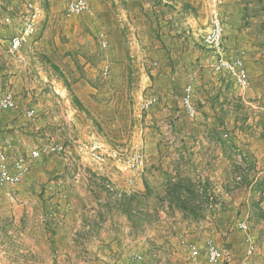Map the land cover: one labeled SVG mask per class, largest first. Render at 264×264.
Returning a JSON list of instances; mask_svg holds the SVG:
<instances>
[{
  "label": "rangeland",
  "instance_id": "rangeland-1",
  "mask_svg": "<svg viewBox=\"0 0 264 264\" xmlns=\"http://www.w3.org/2000/svg\"><path fill=\"white\" fill-rule=\"evenodd\" d=\"M35 1L43 9L35 40L44 47L32 82L52 89L47 77L53 75L66 92L56 95L60 103L69 99L78 108L65 131L41 136L43 143L66 145L67 154L32 159L20 184L0 185V264H228L207 262L210 244L243 264L246 238L254 244L247 264H264V0H241L240 11L220 14L221 53L244 58L245 89L213 71L216 54L202 44L210 0H198L191 11L151 0L160 6L155 15L142 11L149 0H87L89 9L80 14L66 13L69 0ZM12 6L21 16L22 1ZM175 27V36L191 38L181 39L185 48L158 47ZM103 30L104 49L97 38ZM124 40L134 42L138 53L129 59L130 78L118 95L120 141L112 114L95 118L92 108L114 95L106 91L113 75L107 53ZM171 49L190 59L186 65L178 59L171 67L173 79L167 74L158 83L153 70ZM103 64L110 66L108 80L101 75ZM191 65L189 75L185 66ZM80 79L100 93L86 91L88 101L81 99L79 106L74 83ZM186 84L192 87V118L180 102ZM152 95L158 102L139 111L141 99ZM10 111H4V119ZM94 137L127 153L143 151L142 167L120 171L113 162L94 164L78 147ZM57 182L64 184L65 199L80 200L78 222H60L59 199L49 195Z\"/></svg>",
  "mask_w": 264,
  "mask_h": 264
},
{
  "label": "crops",
  "instance_id": "crops-1",
  "mask_svg": "<svg viewBox=\"0 0 264 264\" xmlns=\"http://www.w3.org/2000/svg\"><path fill=\"white\" fill-rule=\"evenodd\" d=\"M162 2H167L168 4L174 2L177 4L174 5L176 10H179L180 5L187 6L189 11L198 6V0H162ZM15 3L16 0H14V3L10 0H0V98L4 93L9 91L14 95L17 102V108L9 112V119H4L3 116L5 110H0V143L6 145L10 158L27 156L30 150L38 148L41 144H43V138L41 136H50L52 130H55V133L61 130L65 131L66 127L70 125V121H73L75 118L71 115L76 111V108H78L77 105L75 108L71 107L69 99H65L66 101L62 100V104L60 103L59 98H57L56 95L58 94L59 97H61V95L66 94V92L62 88L61 83L59 84L57 81L55 82L53 75L47 77L50 82L54 84L52 89L44 88L43 83L36 86L33 84L32 79L35 77L34 67H38L37 63L40 62L38 54L39 48L44 47L43 42L35 40V37L33 41L25 44L15 53H11L7 50V39L20 27L21 24H19V22H22L23 15L25 13L22 2V8H18L20 9L21 16L19 15L16 17L15 14L17 13H15L12 6ZM155 3L157 4V1L153 2L149 0V3L146 5L148 8L144 7L145 10L142 11L147 15L157 14V11H159L157 9H159L160 6L158 4L155 6ZM205 3L207 4V0ZM240 4L241 0H219L217 5L219 12H221L220 14L223 15L228 13L229 10L235 12V10L239 9L240 11ZM158 22L160 23L159 19ZM176 28L177 27L172 29V36L163 37V43H161V40L157 41L158 47L161 48L168 45L166 49H168V47L171 48L177 46L185 48L182 47V44L186 43L181 39L185 40L187 38L190 40L191 38L187 35L175 36L177 31ZM111 32H113V37L111 39L113 40L116 33L115 30H111ZM135 47L137 46L134 42H125L124 40V42H119L118 45H113L109 49L107 56L110 60L109 63L111 65L113 75L110 86L107 87L108 89H106V91H111L114 95L106 96V100H104V103H107L106 105H101L100 108H92L95 118H102L106 113L112 114L111 117L113 121L111 127L115 129V134L119 132L117 133V136L120 138V141H124V125H115V123L118 122L117 119L121 120L119 115L122 113V107L121 105H117V101L118 95L124 92L125 84L127 82L126 80L130 75V72L127 70V67L130 66L129 59L138 53V51L135 50ZM142 47L149 48L150 45ZM189 47L192 48L191 44ZM133 52L135 54H133ZM178 59H182L183 62L181 63V61H179V63L184 64L188 59H190V57H185L183 59L182 55H176L173 53L172 49L170 53L164 54L160 57L157 61V67L153 70L154 80L161 83L162 79L168 77L173 79L170 74L171 67H176V61ZM131 62H133V60H131ZM192 68H194L193 65L189 68L185 66V70L188 71L187 73L189 75H191L190 70ZM192 72H194V69ZM167 74L168 77H166ZM86 85L87 83H84L81 79L74 83V97L79 102H81V99H84L85 102L88 101L86 100V97H84L86 91L92 93L93 96L100 93L96 87L89 86V90V88H86ZM166 87H168L169 91H171L172 88H170L169 82ZM72 101L73 100H71V102ZM56 102H58V105ZM89 102H91V100H89ZM104 103L102 102V104ZM63 104L65 107H63ZM59 107H62V109L60 112H57L56 108ZM28 108H34V110L36 109L35 111L37 114H35L33 118H28L25 115L24 112ZM64 112L66 114H64ZM50 186V189L52 190L49 191V195H53L59 199L57 201L59 202L58 207L60 209V214L57 216H59V219L61 220L60 222H78L80 210L77 207V204H80V200H76L74 198L65 199L64 197L67 192L64 190V184L62 182H57L56 184L54 183ZM77 188L78 186H76L73 191H77ZM72 195L74 196V193Z\"/></svg>",
  "mask_w": 264,
  "mask_h": 264
},
{
  "label": "built area",
  "instance_id": "built-area-1",
  "mask_svg": "<svg viewBox=\"0 0 264 264\" xmlns=\"http://www.w3.org/2000/svg\"><path fill=\"white\" fill-rule=\"evenodd\" d=\"M219 0H210V20L208 28L201 35L202 44L216 54L213 63V71L216 74L227 76L239 88L245 89L248 86L247 70L244 64V58L235 56L228 58L221 53V43L223 37V25L220 19V13L217 7ZM25 13L22 22L17 31L7 39V49L11 53L17 52L25 44L35 39L39 23L43 18V9L35 0H22ZM89 9L87 0H69L65 6L67 14H80ZM98 43L101 48H107L108 40L106 32L100 31L97 35ZM110 66L103 64L101 75L104 79H109ZM158 102L156 96H149L141 99L139 111L148 110L153 104ZM181 107L183 112L190 118L195 116L196 110L192 102V87L186 84L181 96ZM17 108V102L11 92L4 93L0 98V110H14ZM28 118L35 116L34 108L25 110ZM79 150L86 158L96 165H103L107 162H113L120 171H129L142 167L146 157L143 151L133 150L127 153V150L118 149L110 146L101 139L91 138L88 141L80 142ZM67 146L55 142H45L38 148L30 150L27 156L10 158L7 149L0 144V185L20 184L27 175L29 163L32 159L43 155L67 154ZM240 230H246L244 222H237ZM248 245L246 248L243 264H247V258L254 254V244L249 238H246ZM196 253L195 250L192 251ZM205 258L209 263H217L226 260L228 264H234L230 257H226L222 250L210 244L205 251ZM139 259V258H137ZM132 264H138L135 260Z\"/></svg>",
  "mask_w": 264,
  "mask_h": 264
},
{
  "label": "trees",
  "instance_id": "trees-1",
  "mask_svg": "<svg viewBox=\"0 0 264 264\" xmlns=\"http://www.w3.org/2000/svg\"><path fill=\"white\" fill-rule=\"evenodd\" d=\"M74 101L80 106V102L77 99H74ZM177 186H175L176 188Z\"/></svg>",
  "mask_w": 264,
  "mask_h": 264
}]
</instances>
